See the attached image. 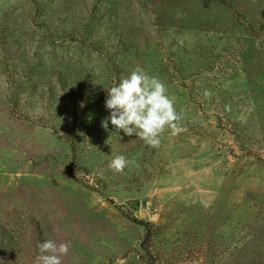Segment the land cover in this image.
Listing matches in <instances>:
<instances>
[{"label": "rangeland", "instance_id": "374dc122", "mask_svg": "<svg viewBox=\"0 0 264 264\" xmlns=\"http://www.w3.org/2000/svg\"><path fill=\"white\" fill-rule=\"evenodd\" d=\"M136 67L183 113L158 149L102 126ZM46 239L63 264H264V0H0V264Z\"/></svg>", "mask_w": 264, "mask_h": 264}, {"label": "clouds", "instance_id": "9594fccd", "mask_svg": "<svg viewBox=\"0 0 264 264\" xmlns=\"http://www.w3.org/2000/svg\"><path fill=\"white\" fill-rule=\"evenodd\" d=\"M105 108L109 110L102 126L108 129L109 121L114 131L141 139L152 149L161 146L162 136L170 129L173 136L185 131L182 126L183 113L176 108L175 99L168 93L167 85L143 68L136 67L118 83L107 89ZM133 161L124 155H116L108 168L123 173ZM102 176L103 173H100ZM38 255L34 264H63L69 252L70 242L57 243L46 239L37 243Z\"/></svg>", "mask_w": 264, "mask_h": 264}, {"label": "trees", "instance_id": "16d2710c", "mask_svg": "<svg viewBox=\"0 0 264 264\" xmlns=\"http://www.w3.org/2000/svg\"><path fill=\"white\" fill-rule=\"evenodd\" d=\"M149 234V233H148Z\"/></svg>", "mask_w": 264, "mask_h": 264}]
</instances>
